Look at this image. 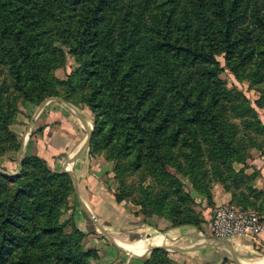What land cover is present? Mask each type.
<instances>
[{
  "label": "trees",
  "instance_id": "trees-1",
  "mask_svg": "<svg viewBox=\"0 0 264 264\" xmlns=\"http://www.w3.org/2000/svg\"><path fill=\"white\" fill-rule=\"evenodd\" d=\"M187 1L189 7L176 12L158 0H0V34L12 41L0 50V63L9 66L17 93L9 105L0 95V144L11 139L7 126L17 98L38 104L58 96L90 107L91 145L127 147L149 161L165 185L155 202L143 190V202L154 211L166 214L178 208L177 201L193 202L170 166L184 170L209 202L207 164L212 179L224 185L229 177H247L234 167L246 163L244 137L225 117L226 108L244 109L246 103L223 85L217 56L237 79H264V0ZM68 54L80 61L66 78L44 73L63 66ZM244 124L264 131L260 121L247 118ZM22 164L20 175L0 172V264H92L91 252L81 246L83 233L73 228L61 234L49 217L68 193L67 186L56 185L62 175L49 173L37 157ZM240 194L237 207L264 212L263 198L256 204ZM202 223L191 212L173 219L175 226ZM46 236L42 258L30 245ZM169 261L166 250L155 248L143 264Z\"/></svg>",
  "mask_w": 264,
  "mask_h": 264
},
{
  "label": "rangeland",
  "instance_id": "rangeland-1",
  "mask_svg": "<svg viewBox=\"0 0 264 264\" xmlns=\"http://www.w3.org/2000/svg\"><path fill=\"white\" fill-rule=\"evenodd\" d=\"M158 3L164 4L161 5L163 9L168 10L169 8H173L176 12H180L186 7L188 8L190 5L187 0H179L176 2L158 0ZM11 45V39L0 34V50L3 51L4 48H9ZM217 59L223 68L219 74L223 85L231 96L238 94L241 95V97L243 96L240 100L244 99L247 106H245L244 109H242V107H238L236 110L225 109V117L228 122L235 124L238 128V134L244 137L245 146L247 148L246 163L245 165L235 164L234 167L236 170L243 168V173L247 175V177H235L236 180L235 178L229 177L226 179L224 185L220 181H214V179H212L210 167L207 164L206 168L208 173L205 179H203V183L206 184V190L211 195V202H209L203 193L192 186L184 170L180 171L170 166L168 167L169 172L174 173L180 180L183 192L189 194L193 202L185 203L177 201L176 195L169 193L170 200L178 202V204L176 203L178 208H168V213L166 214L154 211L153 207L148 202H155L157 200L158 193H160L165 186L164 183H161L159 179L152 174V167L149 165V161L142 155L138 156L134 149L117 146L116 144H110L108 147L91 145L90 140L95 126L94 114L89 106L83 104L77 105V107L84 108L90 113L91 124H89V132L85 140L82 139L79 141L77 139L72 142V144L75 148H78L77 145L79 143L82 145L85 144L86 148L85 170L83 169L84 173L80 175V180H82L81 189L84 190V197L89 204L91 213L95 215V217H89L76 196L71 173L63 171L62 167L57 166L56 163H52L49 155L43 154V140L40 138V135L43 134V118H34L35 122L31 128L32 135L28 137L29 139L26 147L22 145L23 136L25 135L26 129H28L25 128L26 122H24V120L26 119L27 121L30 119L16 118L18 115L25 114L26 112L21 110L22 105L24 106V104L28 102L33 104L35 108H38V106L46 100L52 98L63 99L58 96H47L38 104L17 98L14 102L16 109L13 114L12 122L7 126L11 139L3 141L0 144V172L5 175H20L24 166L22 160L25 158L37 157L43 162V165L49 170V173L62 175L61 178L56 180V185L58 186V184H60L61 186H67L68 193L60 201L61 203L59 202L60 204L55 206L49 217L52 221H57L58 226H60L58 232L61 234L71 232L73 228L83 233L81 246L84 251L91 252L92 256L90 260L92 264H123L121 263V257L122 254H125L118 249H116L117 253H115L113 247L115 248L116 246L112 242L106 240L104 238L105 235L101 230H98L99 227L97 226L96 217L99 215L103 218L102 220L105 224L107 222L114 223L112 225L115 227L116 235L119 236V238L124 237L130 241L139 237L143 239L149 237L145 231H137L138 225L144 224L150 226L152 229L154 227L157 231H163L166 225L175 226L173 225V219L184 217L188 215L189 212L203 220L201 227L198 229H204L210 234L208 220L216 207L224 204L236 206V203H239L240 193L247 195L249 200H255L256 204L261 202V198L264 200V175L262 174L264 168V131H254L252 125L244 124V120L251 118L254 121H260L264 125V79L254 84L247 80L237 79L227 68L223 56L218 55ZM79 61V56L68 54L63 66L47 69L48 71H44V73L56 79H64L68 74L78 68ZM44 62L45 61H43V63ZM0 89V95L3 98L1 103L3 105L12 104L13 98L17 93L13 84L12 73L6 63H0ZM248 131H250V137L253 142L249 139L247 134ZM74 132L77 138V130H74ZM181 145L182 142L180 141V143L174 147L177 153L181 150ZM183 150H186L185 147H183ZM67 159L68 154L65 158H61V162L65 163ZM179 159H182V157L179 156ZM26 168H30L32 171L37 170L27 164ZM202 170L203 167L200 171ZM10 184L13 183L10 182ZM225 186H228L227 188L229 189H225ZM247 186L249 187V192L246 189ZM144 189L147 190L146 196H149L148 202H143ZM256 192H260V194H258L259 198L253 196ZM219 195H224L228 198L227 203H220L217 205L216 197ZM118 196H120V199ZM250 208L260 210L258 206H252ZM120 212L128 214L130 219L136 222V226H129L127 228L122 226L126 220L124 222L122 221L124 215H121ZM36 214L37 216L34 217V220H39L40 222L41 216L38 213ZM207 215L210 216L206 218ZM261 215L264 217V212H262ZM45 218H48V216L43 215V219ZM47 240V236L42 238L38 237L30 245L31 248L35 247L34 252L41 255L42 258L43 249L46 247L45 242ZM118 243L120 246H123V248L126 247V245L120 244V241H118ZM155 248L162 247L152 246L144 260L149 258L151 251ZM132 251L133 250H131V252ZM169 260L167 264H170L171 259L169 258Z\"/></svg>",
  "mask_w": 264,
  "mask_h": 264
},
{
  "label": "crops",
  "instance_id": "crops-1",
  "mask_svg": "<svg viewBox=\"0 0 264 264\" xmlns=\"http://www.w3.org/2000/svg\"><path fill=\"white\" fill-rule=\"evenodd\" d=\"M21 110L26 111L25 114H20L16 118H30L27 121L24 120L25 128L28 129L23 136L22 145L26 147L28 137L32 135L31 128L35 122L34 118H43V134L40 135L43 140V154L49 155L52 163L62 167L63 171L71 173L75 193L82 208L89 217H95L84 197V190L81 189L80 175L85 170V144L79 143L78 148L72 144L77 139L79 141L86 139L89 124H91L88 110L74 106L61 98L46 100L38 108L26 102L24 106L22 105ZM74 130H77V138ZM67 154L68 159L62 163L61 158H65ZM262 174L264 175V168ZM227 200L228 198L224 195H219L216 197V204L227 203ZM120 213L124 215L122 221L126 220L122 226L126 228L136 226V222L130 219L128 214ZM209 216L207 215L206 218ZM102 219L100 215L96 217L98 230H101L106 240L116 246L113 247L115 253H117L116 249L125 253L121 257L123 264H142L152 246H160L166 250L171 259L170 264H219L224 260H235L240 264H264V226L257 238V243L251 238L243 236L215 238L204 229H196L191 225H166L163 231H157L154 227L152 229L144 224L138 225L137 231H145L149 237L144 239L139 237L130 241L124 237L119 238L112 225L114 223L107 222L105 224ZM118 241L126 247L120 246Z\"/></svg>",
  "mask_w": 264,
  "mask_h": 264
},
{
  "label": "built area",
  "instance_id": "built-area-1",
  "mask_svg": "<svg viewBox=\"0 0 264 264\" xmlns=\"http://www.w3.org/2000/svg\"><path fill=\"white\" fill-rule=\"evenodd\" d=\"M263 218L257 211L233 205H220L213 210L208 220L210 235L215 238L243 236L257 243L263 230ZM219 264H240L235 260H224Z\"/></svg>",
  "mask_w": 264,
  "mask_h": 264
}]
</instances>
